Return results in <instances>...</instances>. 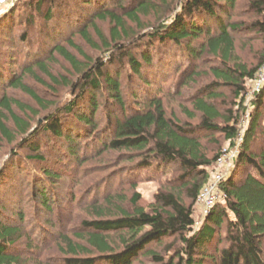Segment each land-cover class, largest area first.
<instances>
[{
  "label": "trees",
  "instance_id": "trees-1",
  "mask_svg": "<svg viewBox=\"0 0 264 264\" xmlns=\"http://www.w3.org/2000/svg\"><path fill=\"white\" fill-rule=\"evenodd\" d=\"M46 1L28 0L23 5L14 4L0 18V32L10 33L11 29L19 24L16 11L20 7L31 8L38 13L43 11V18L48 22L57 15H64V10V13L61 10L54 12L50 3L52 0L45 9ZM76 2L75 5L82 6L83 9L76 12L80 21L72 19L74 33L80 35L86 43L94 45L88 33L89 27L94 28L98 39L103 42V47L111 53L119 52V56L115 57V54H112L108 63L100 58L80 62L66 47L68 45L79 50L72 41V33L63 36L65 32L58 29L55 37L50 36L54 43L51 49L32 64L22 67L20 73L5 77L3 85L17 88L38 104H43L42 98L23 82V76L27 73L34 75L33 69L36 68L48 79L46 86H55L59 83V76L53 74L48 65L55 59V53L58 54L78 76L74 81L66 82L72 98L58 104L46 114L45 132L53 139H63L70 146L68 152L70 156L78 157L75 155L77 152L75 139H84L92 131L94 134L96 127L94 118L102 100L107 117L114 116L113 123L107 118V123L112 125V136L107 137L105 142L101 134H96L91 142L101 145L102 149L137 154L139 160L136 165L139 167L152 165L153 162L161 166L177 165L184 177H188L184 187L191 202L184 203L174 190L160 189L147 211L138 204L140 195L137 192L129 200L130 209L122 207L123 196L108 195L103 199V204L88 206V209L92 210L90 213L93 218L81 222L85 232H74L71 236L61 235L63 249L69 254L64 258L63 264H132L133 259L148 244L164 237H177L179 248L167 260L152 249L145 250L156 264H264L262 250L264 147L258 153L250 150V142L255 139L260 128L258 124L261 106L264 103V86L254 96L253 111L249 114L247 129L243 133L234 163L235 167L249 165L253 171H248L241 181H235L232 174L221 180L220 196L214 206L204 214V221L196 230L193 206L200 189L209 178L207 168L219 156L217 153L211 159L208 158L196 133L220 132L229 141L230 146H233L239 134L238 124L241 119L239 111L244 113V107L239 110L228 109L227 113L221 112L213 102L216 98L215 89L220 84L213 82V87L207 94L197 96L192 101V111L198 113V120L194 123H179L169 117L158 88L148 99L130 91L134 107L129 113L123 114L121 119L115 115L114 108V105H117L121 113L128 111L120 81L124 66L127 65L128 79H133L145 89H149L152 83L158 84L159 81L166 79L168 69L164 71L165 64L161 66L159 63L162 73L158 77L153 69L159 67L158 60L163 58L167 61L170 57V50L164 49L158 53L167 43L172 44L182 56L188 58L200 57L204 52L218 58L219 65L211 67L212 74L222 83L235 87L234 94L239 95L244 90L245 83L253 79L264 60V54L256 66L250 69L244 66L239 68L230 66L231 55L235 49L237 35L242 31L253 32L264 40V0H247L250 10L257 16L251 22L230 19L236 0H76ZM141 16L154 17L156 24L147 27L148 30L141 35L139 32L130 36L127 33L128 23L140 25ZM95 19L108 21L111 25L110 41L104 38L96 27ZM27 21L32 24L31 20ZM3 27H7L5 28L7 30ZM51 28L50 25L49 29ZM51 32L52 29L45 34L49 36ZM28 37L27 34L20 35L23 41H27ZM60 39L63 41L60 42ZM125 42L133 43L127 46ZM132 49L137 50L136 54ZM155 51L156 56L153 58ZM194 73L195 70L191 71L183 83L192 81ZM37 80L44 83L39 77ZM14 108L20 114L27 111L26 106L19 100L3 94L0 97V135L7 142L13 141L15 134H27L30 129V124ZM193 112L186 113L188 117H194ZM261 128L264 130V124ZM35 132L36 130H33L31 134L29 133L30 136ZM25 141L26 137L22 142ZM29 146L35 151L40 147L35 143ZM29 157L30 161L43 162L39 155ZM56 160L60 161L61 158L58 156ZM41 173L46 179H58L51 170L44 169ZM45 192L43 186L37 191V197L42 203V208L49 211V199ZM16 214L21 217V213ZM220 229H224V238L227 241L223 247L218 246L220 236L217 233ZM110 232L115 233L114 238L110 237ZM19 233V227L0 222V264L20 263V258L8 250L10 244L20 237ZM215 234L218 236L211 252L208 246L212 245Z\"/></svg>",
  "mask_w": 264,
  "mask_h": 264
},
{
  "label": "rangeland",
  "instance_id": "rangeland-1",
  "mask_svg": "<svg viewBox=\"0 0 264 264\" xmlns=\"http://www.w3.org/2000/svg\"><path fill=\"white\" fill-rule=\"evenodd\" d=\"M25 1L28 0H12L5 3L0 9V18L14 4L23 5ZM49 1L45 2V9ZM50 3L54 12L64 10V15H57L51 22H48L43 18V11L38 13L31 8L20 7L16 11L19 24H16L10 33L0 32V97L6 94L26 106L27 111L24 114H20L16 108L14 109L30 124L27 134H15L14 140L11 142H7L0 135V222L17 226L20 229V237L8 247L9 252L20 258L19 264H63L64 258L69 254L65 253L63 249L64 243L61 241V235L71 236L74 232H85L81 222L93 218L90 213L92 210L88 209V206L103 204V199L108 195L123 196L122 207L130 209L129 200L137 192L140 195L138 204L147 211L154 202L155 194L160 189L174 190L184 203L189 204L191 202L184 187L188 177H184L177 165L161 166L153 162L152 165L139 167L136 165L139 160L137 154L102 149L101 145L91 142L93 138L95 139L96 134H101L105 138V142L107 137L110 136L111 138L112 136V125L107 123V118L113 123L114 116L107 117L106 108L101 98L99 110L94 118L96 126L94 134L92 131L84 139H75L77 147L75 155L78 157L70 156L68 153L70 146L63 139H53L48 132H45L46 114L55 109L58 104L72 98V93L66 82L74 81L78 76L77 72L58 54L55 53V59L48 65L52 73L59 76V83L55 86H46L48 79L36 68L33 69L32 74L34 75L27 73L23 76V82L42 98L43 104H38L17 88L3 85L2 82L5 77H9L13 73L15 75L20 73L22 67L32 64L33 61L44 56L51 49L54 43L50 38L55 37L58 29L65 32L63 36H69L72 33V41L79 47V50L68 45L66 47L75 54L80 62L100 58L103 59V62L108 63L112 54H115V57L119 56V52L111 53L103 47V42L98 39L94 28L89 27L88 29L94 45L86 43L80 35L74 33L73 20L80 21L76 15L80 9H83L82 6L77 7L75 5L76 0H52ZM256 18L257 16L255 12L250 10L247 0H236L232 9L231 20L251 22ZM27 20H31L32 24ZM94 22L102 32L103 37L110 41L111 25L108 21L95 19ZM153 24H156L154 17L141 16L140 25L128 23L127 33L131 36L140 32L141 35L148 30L147 27ZM50 25L52 26V35L50 33L48 36L45 33L51 30L49 29ZM22 34L29 36L27 41L20 38ZM132 43L127 44L125 42V45L129 46ZM164 49L170 50V57L167 58V61L163 58L158 60L159 67L153 71L154 74H158V77L162 73L161 66L165 64L164 71L168 69V76L159 81L158 84L152 83L149 89L139 86L133 79H128L127 65L124 66L125 70L120 74V81L128 111L121 113L119 106L114 105L115 115L121 119L123 114L133 110L134 102L129 95L130 91L148 99L155 94L156 88H158L169 117L179 123H194L198 120V113L192 111V101L197 96L207 94L213 87L212 83L218 82L220 85L215 89L216 98L213 99V102L223 113H227L228 109L239 110V108L244 107V113L239 111L241 119L238 124L239 131H242L243 135L248 125V122L244 121V117L253 111L252 102L255 94L252 92V81H247L244 90L236 96L234 94L235 87L222 83L211 72L212 66L219 65L218 58L207 52L202 53L200 57L188 58L182 56L170 43L165 44L158 53L163 52ZM132 51L134 54L137 52L134 49ZM155 54L156 51L153 58H155ZM263 54V37L255 35L253 32L242 31L237 35L230 66L253 68ZM117 68H119L118 65ZM193 70H195V77L192 81L183 83ZM37 77L43 79L44 83H40ZM185 110L193 112L195 116L188 117ZM263 124L264 103L261 106V118L258 124L260 128L255 139L250 142V150L254 153H258L264 147V130L261 128ZM33 130L36 132L30 136ZM196 134L200 137L205 155L210 159L217 153L221 154L230 148L229 141L220 132L206 133L200 131ZM24 137L27 138V141L22 142ZM33 143L40 145L38 150L35 151L29 146ZM34 155L41 156L43 162L30 161L29 156ZM58 156L61 158L60 161L56 160ZM234 163L235 159L225 166L213 162L207 168L208 177L215 173H220L222 177L232 174L231 176L235 181H241L248 171H253L249 165L235 167ZM44 169L53 171L58 179L44 178L41 173ZM43 186H45V193L49 199V211L42 208V203L37 197V191ZM193 208L194 230H196L204 221L203 206L196 201ZM16 213H21V217ZM224 232V229H220L217 233L220 236L219 247L227 244ZM114 234V232H110L109 235L114 238ZM218 235L215 234L212 245L208 246L211 252ZM179 244L177 237H164L154 241L133 259L132 264H156L146 253L145 250L148 249H152L167 260L179 248ZM262 250L264 256V240Z\"/></svg>",
  "mask_w": 264,
  "mask_h": 264
},
{
  "label": "built area",
  "instance_id": "built-area-1",
  "mask_svg": "<svg viewBox=\"0 0 264 264\" xmlns=\"http://www.w3.org/2000/svg\"><path fill=\"white\" fill-rule=\"evenodd\" d=\"M9 1L12 0H0V9L5 3ZM251 81L253 94L260 92V90L264 86V60L256 70L255 75ZM248 117L249 115L246 114L244 117V121L248 122ZM242 136V131H239V134L235 139L234 145L230 146L229 149H226V152H222L221 154H219L218 158L215 161L216 164L225 166V164H229L230 161L234 160L237 157L239 153V147L242 141ZM225 177L226 176L222 177L220 173H215L207 179L205 184L200 189L197 197V202L202 204L203 214H206L218 200V197L220 196L219 183Z\"/></svg>",
  "mask_w": 264,
  "mask_h": 264
}]
</instances>
